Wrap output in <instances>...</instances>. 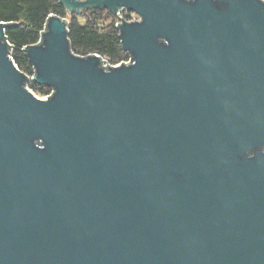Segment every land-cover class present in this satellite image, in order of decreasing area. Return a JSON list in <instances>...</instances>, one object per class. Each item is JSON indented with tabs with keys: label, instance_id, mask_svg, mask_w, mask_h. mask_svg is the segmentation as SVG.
Segmentation results:
<instances>
[{
	"label": "water",
	"instance_id": "95a60500",
	"mask_svg": "<svg viewBox=\"0 0 264 264\" xmlns=\"http://www.w3.org/2000/svg\"><path fill=\"white\" fill-rule=\"evenodd\" d=\"M121 8L130 62L76 53L50 13L0 21V264H264V0H59Z\"/></svg>",
	"mask_w": 264,
	"mask_h": 264
},
{
	"label": "trees",
	"instance_id": "16d2710c",
	"mask_svg": "<svg viewBox=\"0 0 264 264\" xmlns=\"http://www.w3.org/2000/svg\"><path fill=\"white\" fill-rule=\"evenodd\" d=\"M89 9L99 14L104 8ZM50 13L66 17L68 10L59 0H0V21L11 24L6 29L11 55L23 71H27L30 64L24 47L40 41ZM68 26L71 46L76 53L86 56L97 52L113 64L128 56L122 48L116 25L105 26L89 18L81 22L74 13ZM29 86L41 93L50 89L35 82H30Z\"/></svg>",
	"mask_w": 264,
	"mask_h": 264
},
{
	"label": "rangeland",
	"instance_id": "374dc122",
	"mask_svg": "<svg viewBox=\"0 0 264 264\" xmlns=\"http://www.w3.org/2000/svg\"><path fill=\"white\" fill-rule=\"evenodd\" d=\"M122 15L125 17V19L129 20V19H138L139 16L134 13V12H131V11H123ZM77 16H79V20H81V22H85L87 21V19H92V20H97L98 22H100L101 24L105 25V26H108V25H116V22L120 19V17L116 14H114L111 10L109 9H103L101 11V13L97 14L95 12H93L91 9H85L83 10L82 13L78 14L77 13ZM72 17V14H67L66 18L68 20H70ZM126 54L128 55V53L126 52ZM129 58V55L126 57V59ZM124 59V60H126ZM108 61V60H107ZM33 70H34V67L29 64L27 66V71H25L29 76H31L33 74ZM30 82H34L33 80H30ZM29 82V83H30ZM33 92L38 95L39 97H45L46 95H48L51 91H52V88L48 89L47 93H41L39 92L38 90H34L31 86H29ZM44 88H47L46 86H44Z\"/></svg>",
	"mask_w": 264,
	"mask_h": 264
},
{
	"label": "built area",
	"instance_id": "2783aa9c",
	"mask_svg": "<svg viewBox=\"0 0 264 264\" xmlns=\"http://www.w3.org/2000/svg\"><path fill=\"white\" fill-rule=\"evenodd\" d=\"M123 11H128V10H126L124 7L120 9V12H119L118 14H116V15H118V16L120 17V19L116 22V25H117L119 22H121V20H122L123 18L125 19V17L122 15ZM129 20H134V19H129ZM123 62H126V63L130 62V57H129L128 59H126V60H122V61H120V62H118V63H116V64L110 63V62L107 61V59L104 57V64H105V65H111V66H113V65H119V64H121V63H123ZM33 74H34V70H33ZM33 74L30 76V80H32ZM28 87H29V83H28ZM29 88H30V87H29ZM30 89H31V88H30ZM51 94H52V91H51L48 95H46L45 97H43V98H47V97L50 96Z\"/></svg>",
	"mask_w": 264,
	"mask_h": 264
}]
</instances>
